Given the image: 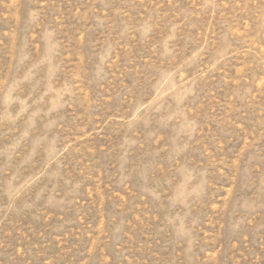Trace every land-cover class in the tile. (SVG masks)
<instances>
[{
    "label": "rangeland",
    "instance_id": "1",
    "mask_svg": "<svg viewBox=\"0 0 264 264\" xmlns=\"http://www.w3.org/2000/svg\"><path fill=\"white\" fill-rule=\"evenodd\" d=\"M0 264H264V0H0Z\"/></svg>",
    "mask_w": 264,
    "mask_h": 264
}]
</instances>
